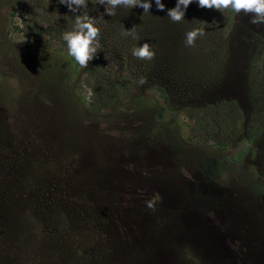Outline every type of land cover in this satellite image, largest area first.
Listing matches in <instances>:
<instances>
[{
    "label": "rangeland",
    "instance_id": "obj_1",
    "mask_svg": "<svg viewBox=\"0 0 264 264\" xmlns=\"http://www.w3.org/2000/svg\"><path fill=\"white\" fill-rule=\"evenodd\" d=\"M86 2L81 67L66 5L0 0V264H264V23Z\"/></svg>",
    "mask_w": 264,
    "mask_h": 264
},
{
    "label": "clouds",
    "instance_id": "obj_2",
    "mask_svg": "<svg viewBox=\"0 0 264 264\" xmlns=\"http://www.w3.org/2000/svg\"><path fill=\"white\" fill-rule=\"evenodd\" d=\"M98 4L104 5L105 13L114 15L118 5L125 7H141L144 12H149L152 6L151 0H96ZM193 0H176L175 6L168 9L167 17L172 21H180L184 18L185 10ZM199 7L214 8L217 10L230 9L233 13L239 14L243 11L249 16V22L252 24L264 23V0H195ZM58 3L64 4L72 12L73 19L70 30L61 32V39L66 43L67 53L74 61L84 67L95 57L97 49L100 47L97 39L99 28L96 26L100 17H93L87 11H81L87 7L86 0H58ZM157 9H164L162 0H155ZM79 12V14H77ZM125 35H132L133 29L126 30ZM204 30L199 27H193L184 33V45L192 46L198 35H203ZM132 55L141 59H151L155 53L150 48L148 42L132 48ZM138 84L144 83V77L141 76ZM156 196L145 201V206L153 208Z\"/></svg>",
    "mask_w": 264,
    "mask_h": 264
}]
</instances>
